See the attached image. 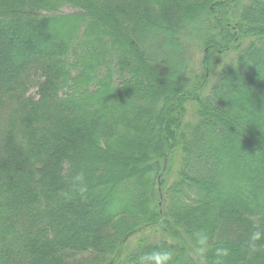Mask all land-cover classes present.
I'll list each match as a JSON object with an SVG mask.
<instances>
[{
    "label": "trees",
    "instance_id": "1",
    "mask_svg": "<svg viewBox=\"0 0 264 264\" xmlns=\"http://www.w3.org/2000/svg\"><path fill=\"white\" fill-rule=\"evenodd\" d=\"M258 225L264 0H0V264H210L199 228L264 264Z\"/></svg>",
    "mask_w": 264,
    "mask_h": 264
},
{
    "label": "clouds",
    "instance_id": "2",
    "mask_svg": "<svg viewBox=\"0 0 264 264\" xmlns=\"http://www.w3.org/2000/svg\"><path fill=\"white\" fill-rule=\"evenodd\" d=\"M71 189L84 195L88 188L83 172L76 173L70 181ZM241 246L245 248L249 255L264 253V227L256 226L250 231L246 238L241 241ZM191 254L210 264H226V260L231 255V243L227 240L214 241L210 232L205 228L193 230L190 244ZM173 252L167 248H157L141 255L138 264H172Z\"/></svg>",
    "mask_w": 264,
    "mask_h": 264
},
{
    "label": "rangeland",
    "instance_id": "3",
    "mask_svg": "<svg viewBox=\"0 0 264 264\" xmlns=\"http://www.w3.org/2000/svg\"><path fill=\"white\" fill-rule=\"evenodd\" d=\"M62 12L64 14H73L75 13V9L68 6L64 7V9H62ZM202 50L197 51L196 53L192 54V59H191V66L194 69V72L196 74H199L202 67H200L201 63H202V59H203V54H202ZM238 57V54L236 51L231 50L230 52H227L223 55H221V57H218L219 59H217L216 61L219 62V66L221 65H228L231 64L233 61H235ZM217 72H215L216 75ZM212 80L214 81L216 79V77H214V75L212 76ZM30 95L34 96L36 94V90H31V92L29 93ZM193 117H189V120H193ZM149 232H145V236H147L146 234H148ZM156 236V235H155ZM154 237V236H153ZM140 239V237H135L132 240V245L130 246L129 249H131L132 247H134L136 245V243L138 242V240ZM71 257V261L72 262H79V261H86V262H90L93 259V256H91V254H78V255H70Z\"/></svg>",
    "mask_w": 264,
    "mask_h": 264
}]
</instances>
